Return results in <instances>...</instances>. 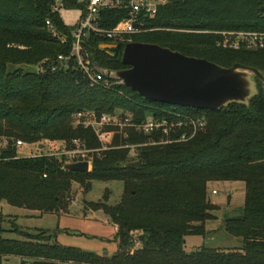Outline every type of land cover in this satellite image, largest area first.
I'll return each instance as SVG.
<instances>
[{
  "label": "trees",
  "instance_id": "trees-1",
  "mask_svg": "<svg viewBox=\"0 0 264 264\" xmlns=\"http://www.w3.org/2000/svg\"><path fill=\"white\" fill-rule=\"evenodd\" d=\"M51 1L0 0V138L9 141L0 150V202L41 215L58 214L72 183L88 193L94 180L119 181L123 193L118 204H88L116 227L117 252L110 258L97 256L58 245L54 236L5 239L0 229V264L10 257L19 264H264V91L259 83L248 106L230 104L218 111L148 102L112 82L91 85L73 61H58L69 55V45L52 37L45 23L50 21L67 39L74 25H64L59 13L50 12ZM70 9H77L73 0L64 4V10ZM108 13L107 26L120 20V14ZM146 22L151 31L132 37V42L264 74V41L257 48L222 45V33L264 34V0H170ZM86 44L99 68L125 69L124 45L93 36ZM102 45L115 48L107 51ZM8 65L39 66L42 71L7 73ZM116 110L130 113L134 124L149 116L174 121L179 115L203 120L204 126L182 142V131L166 137L128 130L127 138L115 135L102 150L92 130L72 122L77 112ZM15 141L61 142L71 149L78 141L81 148L97 152L90 172L74 173L63 169V157H17ZM125 146L135 147L139 168L124 167L130 161ZM214 182L244 183L242 213L224 221L225 232L240 238L242 246H200L186 252V239L203 238L205 222L214 218L217 207L207 199V185ZM15 229L8 232L18 234Z\"/></svg>",
  "mask_w": 264,
  "mask_h": 264
},
{
  "label": "rangeland",
  "instance_id": "rangeland-1",
  "mask_svg": "<svg viewBox=\"0 0 264 264\" xmlns=\"http://www.w3.org/2000/svg\"><path fill=\"white\" fill-rule=\"evenodd\" d=\"M80 9H62L59 12L61 21L66 26L75 25L80 18ZM37 72L42 69L27 67L23 65L6 67L7 73L16 71ZM115 135L121 137L122 133H111L105 138L102 146L108 148L113 142ZM43 146V148H39ZM71 150V146L61 142H42L40 144H26L17 148V157L27 158L38 155H50L55 158L65 159V154ZM130 157L129 162H134L136 152ZM69 164V163H68ZM91 171V164H89ZM109 194L105 201L104 195ZM214 191V194L212 193ZM123 193V185L119 181H92L91 190L83 193L76 183L71 184L67 193L62 211L58 214H39L35 211L15 208L5 202H0V229L2 237L12 240L31 239H54L64 247L77 248L83 252L97 256L112 257L117 252L115 240L116 229L111 220L101 210H92L88 204L104 203L114 206L120 202ZM245 197V186L242 182H214L207 185V199L217 207L212 212L213 219L205 222L204 237L194 238L197 246H204L212 249H239L242 240L228 235L224 230V221L229 217H236L242 213ZM18 228V234L8 232ZM17 231V229H15ZM46 231V232H45ZM195 244L188 243L186 252L195 250ZM3 264H19L15 257L5 258Z\"/></svg>",
  "mask_w": 264,
  "mask_h": 264
},
{
  "label": "built area",
  "instance_id": "built-area-1",
  "mask_svg": "<svg viewBox=\"0 0 264 264\" xmlns=\"http://www.w3.org/2000/svg\"><path fill=\"white\" fill-rule=\"evenodd\" d=\"M67 0H52L50 12L59 13L64 9ZM77 8L80 9L79 21L70 31L69 38L59 35L56 28L46 21L48 31L52 37L58 39L61 44H68L70 53L68 56H59L58 61L63 63L73 61L75 67L80 71L91 85L101 82H112L122 85L121 82L109 81L107 73L92 60L89 53V46L86 42L89 37L108 41L114 44L126 45L132 43V37L142 35L151 31L147 25V20H152L157 16L161 7H164L170 0H73ZM108 12L120 14V20L112 26L106 19L109 18ZM225 37L222 45L225 47L238 48L241 44L248 48L261 47L264 41V34L249 33H222ZM230 41V42H229ZM228 42V43H227ZM123 86V85H122ZM177 119L168 121L166 118H155L149 116L139 124H134L130 113L116 110L111 114L102 113L97 115L93 111H81L72 116L74 126L90 129L96 135L102 150L107 149L102 146L105 138L111 133H122L123 138H127L128 130H134L143 135L160 133L168 137L172 133L182 131L178 141L191 139L204 126L203 120H193L187 116L176 115ZM168 143V142H166ZM9 141L0 138V150L8 146ZM158 144V143H154ZM161 144V142H159ZM26 144L22 141H15L14 147L21 148ZM73 149L65 155V164L87 162L91 164L93 153L81 148L78 141H73ZM130 149L129 157H133L134 146H125ZM214 194V191L212 192Z\"/></svg>",
  "mask_w": 264,
  "mask_h": 264
},
{
  "label": "water",
  "instance_id": "water-1",
  "mask_svg": "<svg viewBox=\"0 0 264 264\" xmlns=\"http://www.w3.org/2000/svg\"><path fill=\"white\" fill-rule=\"evenodd\" d=\"M102 45L100 49L112 50ZM121 71H109V81L121 84L148 102L194 110L218 111L230 104L248 106L264 91V74L257 69L235 64L225 68L204 59L184 56L154 44L128 43L124 46ZM43 148V146H39ZM139 168V162L124 165ZM65 171L88 173L87 162L65 164Z\"/></svg>",
  "mask_w": 264,
  "mask_h": 264
},
{
  "label": "crops",
  "instance_id": "crops-1",
  "mask_svg": "<svg viewBox=\"0 0 264 264\" xmlns=\"http://www.w3.org/2000/svg\"><path fill=\"white\" fill-rule=\"evenodd\" d=\"M115 227V226H114ZM115 229H116V227H115ZM194 238H197V237H188L187 239H186V245L188 244V243H192V244H195L193 247H195V248H198V247H200V246H197L198 244H196V243H193V242H195L194 240Z\"/></svg>",
  "mask_w": 264,
  "mask_h": 264
}]
</instances>
